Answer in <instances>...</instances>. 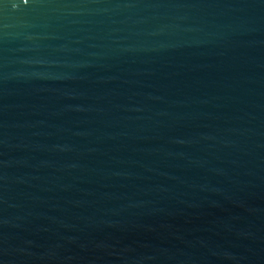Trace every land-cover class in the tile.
<instances>
[{
	"label": "water",
	"instance_id": "1",
	"mask_svg": "<svg viewBox=\"0 0 264 264\" xmlns=\"http://www.w3.org/2000/svg\"><path fill=\"white\" fill-rule=\"evenodd\" d=\"M0 264H264V0H0Z\"/></svg>",
	"mask_w": 264,
	"mask_h": 264
}]
</instances>
